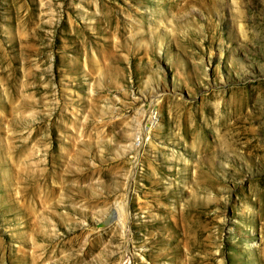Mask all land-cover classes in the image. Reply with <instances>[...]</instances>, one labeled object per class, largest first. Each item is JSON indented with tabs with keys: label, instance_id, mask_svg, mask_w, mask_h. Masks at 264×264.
<instances>
[{
	"label": "rangeland",
	"instance_id": "1",
	"mask_svg": "<svg viewBox=\"0 0 264 264\" xmlns=\"http://www.w3.org/2000/svg\"><path fill=\"white\" fill-rule=\"evenodd\" d=\"M0 264H264V0H0Z\"/></svg>",
	"mask_w": 264,
	"mask_h": 264
},
{
	"label": "bare ground",
	"instance_id": "2",
	"mask_svg": "<svg viewBox=\"0 0 264 264\" xmlns=\"http://www.w3.org/2000/svg\"><path fill=\"white\" fill-rule=\"evenodd\" d=\"M156 105H154V106H152V108H150V110H149V114H150V117H149V119L147 120V121H145V124H144V126H143V128H142V130H141V136L143 137V135L142 134H144V137L143 138H145V136L147 135V133L146 132H150V130H151V128H152V126L154 125V120H156V116H154V113H155V111L157 110L156 108ZM140 136V137H141ZM139 142H142V139L140 138V140H139ZM132 178V177H131ZM122 212V211H121ZM119 213H120V211L118 212L117 210H116V217H117V219L119 218ZM124 223V222H123ZM125 224V223H124Z\"/></svg>",
	"mask_w": 264,
	"mask_h": 264
},
{
	"label": "water",
	"instance_id": "3",
	"mask_svg": "<svg viewBox=\"0 0 264 264\" xmlns=\"http://www.w3.org/2000/svg\"><path fill=\"white\" fill-rule=\"evenodd\" d=\"M113 222V216L108 217L107 219H105L103 222H100L99 224H97L98 228H106L108 227L111 223Z\"/></svg>",
	"mask_w": 264,
	"mask_h": 264
}]
</instances>
